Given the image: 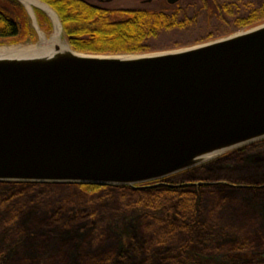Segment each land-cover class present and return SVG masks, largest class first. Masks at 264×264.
<instances>
[{"label":"water","instance_id":"95a60500","mask_svg":"<svg viewBox=\"0 0 264 264\" xmlns=\"http://www.w3.org/2000/svg\"><path fill=\"white\" fill-rule=\"evenodd\" d=\"M14 1L39 42L0 46V183L154 188L264 141V24L166 53L83 54L48 4Z\"/></svg>","mask_w":264,"mask_h":264},{"label":"rangeland","instance_id":"374dc122","mask_svg":"<svg viewBox=\"0 0 264 264\" xmlns=\"http://www.w3.org/2000/svg\"><path fill=\"white\" fill-rule=\"evenodd\" d=\"M84 1L114 11L164 12L186 24L147 39L142 54L122 56L178 51L249 30L238 20L264 2ZM18 11L21 35L0 40V46L39 42L30 19ZM37 19L52 36L51 23L42 15ZM243 166L264 167V155ZM186 197L119 187L86 193L75 184L0 183V264H264V191L206 190L200 200Z\"/></svg>","mask_w":264,"mask_h":264},{"label":"trees","instance_id":"16d2710c","mask_svg":"<svg viewBox=\"0 0 264 264\" xmlns=\"http://www.w3.org/2000/svg\"><path fill=\"white\" fill-rule=\"evenodd\" d=\"M10 5H0V40H14L21 35L22 20L20 12L25 9L14 0H7ZM53 8L59 15L65 36L74 51L94 55H134L145 51L147 39L157 37L162 31L184 28L185 23L175 15L149 10H108L84 0H41ZM15 7V8H14ZM18 9V10H17ZM42 15L49 23V19ZM243 29H251L264 24V2L247 18L238 20ZM264 155V141L243 147L218 160L196 169L181 173L154 188L119 187L121 190L149 193H175L200 200L201 192L206 190H240L249 192L264 191V167L254 171L243 166L246 159ZM256 174V175H254ZM253 175V176H251ZM262 177V179L259 178ZM226 182L229 186L182 187L188 183ZM68 185V184H64ZM70 185V184H69ZM154 185V183L149 184ZM242 187H234V186ZM86 193L109 189L108 186L78 185ZM186 197V198H187ZM108 264V263H107Z\"/></svg>","mask_w":264,"mask_h":264},{"label":"bare ground","instance_id":"6f19581e","mask_svg":"<svg viewBox=\"0 0 264 264\" xmlns=\"http://www.w3.org/2000/svg\"><path fill=\"white\" fill-rule=\"evenodd\" d=\"M25 1L29 4V6L33 5L34 3L36 4L34 0H25Z\"/></svg>","mask_w":264,"mask_h":264},{"label":"flooded vegetation","instance_id":"af4514ba","mask_svg":"<svg viewBox=\"0 0 264 264\" xmlns=\"http://www.w3.org/2000/svg\"><path fill=\"white\" fill-rule=\"evenodd\" d=\"M247 147V146H246ZM241 149V148H240ZM237 150H239V149H237ZM236 151V150H235ZM234 152V151H233ZM232 153V152H231ZM230 154V153H229ZM228 155V154H227ZM226 156V155H225ZM224 157V156H223Z\"/></svg>","mask_w":264,"mask_h":264}]
</instances>
